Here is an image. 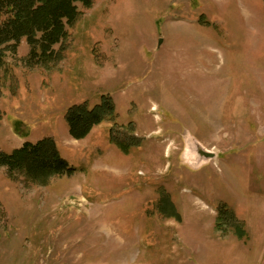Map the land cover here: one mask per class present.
Wrapping results in <instances>:
<instances>
[{"label": "rangeland", "instance_id": "374dc122", "mask_svg": "<svg viewBox=\"0 0 264 264\" xmlns=\"http://www.w3.org/2000/svg\"><path fill=\"white\" fill-rule=\"evenodd\" d=\"M78 10L56 60L22 39L0 64V153L53 138L76 170L0 167V264H264V0ZM104 96L115 118L71 137Z\"/></svg>", "mask_w": 264, "mask_h": 264}, {"label": "trees", "instance_id": "16d2710c", "mask_svg": "<svg viewBox=\"0 0 264 264\" xmlns=\"http://www.w3.org/2000/svg\"><path fill=\"white\" fill-rule=\"evenodd\" d=\"M78 4L89 8L93 0H0V64L7 52H16L22 39L30 47L27 64L56 60L61 52L55 46L67 38V25L77 21ZM115 115L113 100L104 96L93 108L87 104L70 107L65 118L71 137L82 140L95 126L113 120ZM112 140L119 146V140ZM0 167L10 176L19 173L37 182L76 172L61 156L53 138L26 142L11 153H0Z\"/></svg>", "mask_w": 264, "mask_h": 264}, {"label": "water", "instance_id": "95a60500", "mask_svg": "<svg viewBox=\"0 0 264 264\" xmlns=\"http://www.w3.org/2000/svg\"><path fill=\"white\" fill-rule=\"evenodd\" d=\"M196 151H197L198 157L201 160H210L215 157V154L213 152L206 151L201 147H198Z\"/></svg>", "mask_w": 264, "mask_h": 264}]
</instances>
